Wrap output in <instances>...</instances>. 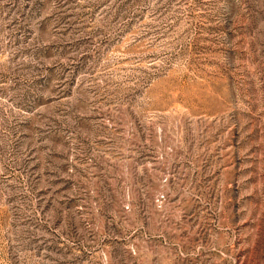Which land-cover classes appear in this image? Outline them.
I'll return each instance as SVG.
<instances>
[{
  "label": "rangeland",
  "instance_id": "rangeland-1",
  "mask_svg": "<svg viewBox=\"0 0 264 264\" xmlns=\"http://www.w3.org/2000/svg\"><path fill=\"white\" fill-rule=\"evenodd\" d=\"M0 264H264V0H0Z\"/></svg>",
  "mask_w": 264,
  "mask_h": 264
}]
</instances>
